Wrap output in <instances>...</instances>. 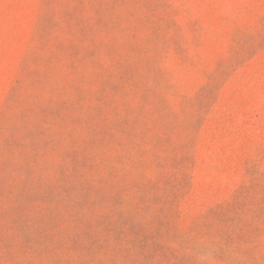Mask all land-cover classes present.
Instances as JSON below:
<instances>
[{"label":"rangeland","instance_id":"374dc122","mask_svg":"<svg viewBox=\"0 0 264 264\" xmlns=\"http://www.w3.org/2000/svg\"><path fill=\"white\" fill-rule=\"evenodd\" d=\"M41 2L77 7L55 24L64 39L26 110L0 109V202L10 169L59 179L46 200L0 203V264H171V222L154 210L175 175L203 186L240 151L264 158V0ZM35 3L0 0V64ZM168 60L215 63L205 100L223 95L219 107L192 123L161 106L150 73ZM250 203L203 225L232 250L226 264H264V182Z\"/></svg>","mask_w":264,"mask_h":264},{"label":"clouds","instance_id":"9594fccd","mask_svg":"<svg viewBox=\"0 0 264 264\" xmlns=\"http://www.w3.org/2000/svg\"><path fill=\"white\" fill-rule=\"evenodd\" d=\"M33 7L37 17L28 34L13 45L14 61L4 54L0 64V109H4L10 119L26 110L37 94L38 86L47 76L49 62L57 52V45L64 39L55 24L62 23L64 14L72 12L77 5L59 3L49 7L36 0ZM260 7L264 8V3ZM216 72L215 63L191 67L177 66L168 60L155 64L150 76L158 81L156 93L161 106L181 121L194 123L202 103L215 110L223 102V95L219 101L205 100V86ZM48 158L52 159L51 156ZM55 159L59 162L60 153L55 154ZM58 179L59 173L54 167L42 166L32 175L10 169L7 198L0 203L11 209L18 199L46 200L52 195ZM260 182H264V158L258 159L246 151L238 152L230 164L203 186L195 185L191 177L176 174L164 189L168 198L154 210L156 214L168 216L171 222V233L162 241L175 257L171 264H226L221 257L230 255L232 250L223 246L214 230L203 225L226 209L247 211L254 186Z\"/></svg>","mask_w":264,"mask_h":264}]
</instances>
